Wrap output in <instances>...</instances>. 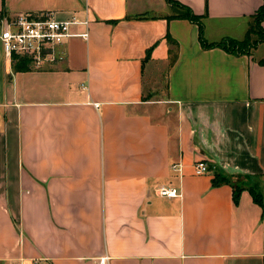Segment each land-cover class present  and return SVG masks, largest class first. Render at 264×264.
I'll list each match as a JSON object with an SVG mask.
<instances>
[{
    "label": "crops",
    "instance_id": "1",
    "mask_svg": "<svg viewBox=\"0 0 264 264\" xmlns=\"http://www.w3.org/2000/svg\"><path fill=\"white\" fill-rule=\"evenodd\" d=\"M174 1L200 16L206 43L242 39L262 3ZM171 10L0 0L8 17L87 21L72 26L87 37L68 38L64 58L41 69L13 70L0 44V264H264V198L241 182L264 187V45L204 47ZM199 159L243 186L236 202L212 171L193 174Z\"/></svg>",
    "mask_w": 264,
    "mask_h": 264
},
{
    "label": "built area",
    "instance_id": "2",
    "mask_svg": "<svg viewBox=\"0 0 264 264\" xmlns=\"http://www.w3.org/2000/svg\"><path fill=\"white\" fill-rule=\"evenodd\" d=\"M73 25L86 27L87 21L74 14L63 20L54 18L50 13L20 12L11 17L0 14V44L3 55L7 60L25 57L29 60V66L34 69L56 64L64 58L60 47L68 38L87 37L86 31L73 33ZM179 166V163H176L171 167L179 171ZM209 171L206 161L199 159L194 162V175L206 174ZM156 193L165 198L179 195L178 188L174 186H158ZM41 261V258L33 260V264H42ZM96 264H107L106 257H99Z\"/></svg>",
    "mask_w": 264,
    "mask_h": 264
},
{
    "label": "trees",
    "instance_id": "3",
    "mask_svg": "<svg viewBox=\"0 0 264 264\" xmlns=\"http://www.w3.org/2000/svg\"><path fill=\"white\" fill-rule=\"evenodd\" d=\"M167 2L170 4V8L172 9L173 6L178 8L181 12H173L171 15L172 17H177V18H183L191 21L192 23H195L197 26V31H198V40L200 41L201 45L204 47H218L221 49H224L228 52L232 53H245L248 51V49L243 50V47L248 46V34L250 30L247 28L245 35L242 39H233L229 37H225L220 39L217 42H212V43H206L204 39L202 38V23L200 20V16L192 13V11L184 4H181L179 2H176L174 0H167ZM264 16V0H262L261 5L259 8L251 15V18L254 17V23L257 28V31L259 32L261 38L260 42L263 43L264 45V31L260 26V21L262 17ZM167 41L168 43H171L170 38L167 36ZM256 44L254 43L251 47H254ZM264 63V59L262 61ZM13 70L15 71H21V70H27L29 69V60L25 57H19V58H14L12 62ZM210 171H212V179H211V184L212 185H217L219 183L227 182L231 185L232 188V199L234 202L237 201V197L239 195L240 190L243 188L242 185L239 183H234L232 181H229L227 178H225L221 173L217 172L216 170L212 169L209 166ZM248 193L252 197V199L258 203L261 204V194L259 191H257V188L255 186H246ZM263 207V206H262Z\"/></svg>",
    "mask_w": 264,
    "mask_h": 264
},
{
    "label": "rangeland",
    "instance_id": "4",
    "mask_svg": "<svg viewBox=\"0 0 264 264\" xmlns=\"http://www.w3.org/2000/svg\"><path fill=\"white\" fill-rule=\"evenodd\" d=\"M153 1H155V0H153ZM172 12H181L178 8H176V7H174L173 6V8H172V10H171ZM249 30H250V32H249V34H248V38H247V40H248V46H246V47H243V50H245V49H250L251 48V46L255 43V44H257V43H259L260 41V38H261V36H260V34H259V32L257 31V28H256V26H255V23H254V17H252V18H250V20H249V23H248V27H247ZM203 33L205 34V35H209V34H211V33H213V31H211V30H209V29H207V30H203ZM213 37H216V39H219L220 37H221V35L220 36H218V34H214V36ZM218 37V38H217ZM255 53L256 54H258V50L257 51H255ZM241 182L244 184V185H246V186H254L255 184H256V180H254V179H252V180H246V179H242L241 180ZM257 191H261V194L263 195V198H264V187H262L261 185L258 187V189H257ZM263 192V193H262Z\"/></svg>",
    "mask_w": 264,
    "mask_h": 264
}]
</instances>
